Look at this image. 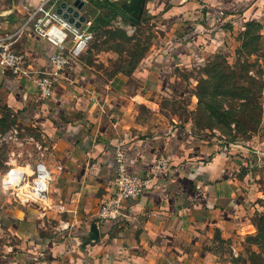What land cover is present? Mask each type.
<instances>
[{"label":"crops","instance_id":"0c3cea01","mask_svg":"<svg viewBox=\"0 0 264 264\" xmlns=\"http://www.w3.org/2000/svg\"><path fill=\"white\" fill-rule=\"evenodd\" d=\"M42 0H0V37L26 56L24 75L0 61V119H15L46 138L52 181L45 202L17 201L12 235L0 264H219L264 177V114L258 135L222 144L190 124L169 120L158 99L180 75L220 50L233 35L255 30L264 49V0H146L161 36L128 78H105L79 56L49 98L34 79L50 69L56 48L24 26ZM57 0L48 5L56 9ZM89 5L80 11L89 19ZM145 109L151 118L140 119ZM120 149L129 172L153 178L127 200L123 216L98 217L114 193ZM159 157L166 169H154Z\"/></svg>","mask_w":264,"mask_h":264},{"label":"rangeland","instance_id":"374dc122","mask_svg":"<svg viewBox=\"0 0 264 264\" xmlns=\"http://www.w3.org/2000/svg\"><path fill=\"white\" fill-rule=\"evenodd\" d=\"M83 1L89 5L92 38L80 56L82 61L107 79L128 78L161 36L162 21L146 16V0ZM98 17L109 21L97 25ZM179 78L178 85L158 99L157 112L190 124L223 145L258 135L264 114V49L255 30L233 35L220 50L210 52ZM137 112L140 119L152 116L145 109ZM48 162V144L40 131L13 118L0 119V246L16 243L11 217L16 200L27 193L25 188L21 194L13 192L4 179L15 168L48 167ZM260 181L257 196L249 200L252 213L235 237L222 243L219 264H264L263 176Z\"/></svg>","mask_w":264,"mask_h":264},{"label":"built area","instance_id":"2783aa9c","mask_svg":"<svg viewBox=\"0 0 264 264\" xmlns=\"http://www.w3.org/2000/svg\"><path fill=\"white\" fill-rule=\"evenodd\" d=\"M42 0L40 5L28 16L24 26L31 27L34 34L45 39L56 48L50 55L48 62L50 69L42 72L34 79V87L41 98L46 99L53 93L54 85L63 75L72 59L78 58L88 46L92 38L89 32L91 21L85 20L79 28L68 23L48 3ZM14 35L0 37V61L5 69L14 75H24L26 56L12 49ZM117 167L113 181L114 193L102 202L98 209V217L103 220H116L123 216V205L127 200H136L150 184L152 172L134 174L128 171L125 156L122 150L115 153ZM168 159L159 157L154 163V169H166ZM52 175L44 164L32 168H15L4 179V184L10 190L20 193L26 189L27 193L17 200H34L45 202L48 198ZM21 194V193H20Z\"/></svg>","mask_w":264,"mask_h":264},{"label":"water","instance_id":"95a60500","mask_svg":"<svg viewBox=\"0 0 264 264\" xmlns=\"http://www.w3.org/2000/svg\"><path fill=\"white\" fill-rule=\"evenodd\" d=\"M84 7L83 0H74L72 4H68L66 1L59 3V6L55 9V12L60 15L68 23L79 28L86 18L80 14V11Z\"/></svg>","mask_w":264,"mask_h":264},{"label":"trees","instance_id":"16d2710c","mask_svg":"<svg viewBox=\"0 0 264 264\" xmlns=\"http://www.w3.org/2000/svg\"><path fill=\"white\" fill-rule=\"evenodd\" d=\"M116 13H117V15H120V16L123 15V13L121 12L120 8H116ZM147 17L150 18L151 16L148 15ZM108 21H109V19H105V18H102V17H98V18L95 19V23H96L97 25L106 24ZM251 30H253V29H251ZM247 31H248V30H247ZM236 142H237V141H236ZM232 143H234V142H232Z\"/></svg>","mask_w":264,"mask_h":264}]
</instances>
